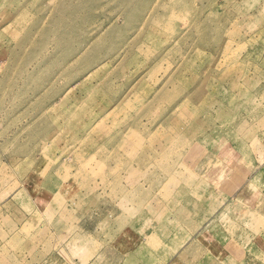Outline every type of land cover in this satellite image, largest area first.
<instances>
[{
  "label": "rangeland",
  "instance_id": "obj_1",
  "mask_svg": "<svg viewBox=\"0 0 264 264\" xmlns=\"http://www.w3.org/2000/svg\"><path fill=\"white\" fill-rule=\"evenodd\" d=\"M0 264H264V0H0Z\"/></svg>",
  "mask_w": 264,
  "mask_h": 264
}]
</instances>
